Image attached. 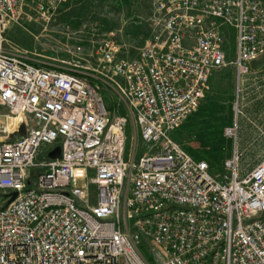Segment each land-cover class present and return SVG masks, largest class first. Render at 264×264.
<instances>
[{
	"label": "built area",
	"instance_id": "obj_1",
	"mask_svg": "<svg viewBox=\"0 0 264 264\" xmlns=\"http://www.w3.org/2000/svg\"><path fill=\"white\" fill-rule=\"evenodd\" d=\"M68 1L0 0V264H264V159L241 176L234 150L217 179L172 138L227 66L241 114L264 55V0H151L154 33L138 54L123 57L109 34L92 68L44 67L7 40ZM102 87L132 120L129 154L128 117L106 107ZM224 136L236 144V127Z\"/></svg>",
	"mask_w": 264,
	"mask_h": 264
},
{
	"label": "rangeland",
	"instance_id": "obj_2",
	"mask_svg": "<svg viewBox=\"0 0 264 264\" xmlns=\"http://www.w3.org/2000/svg\"><path fill=\"white\" fill-rule=\"evenodd\" d=\"M151 12V0H69L53 21L12 25L7 40L13 48L44 67L65 69L67 66L63 63H75L92 68L97 43L109 34H112L110 39L114 44L126 45L123 57H135L154 33L148 21ZM225 45L227 60L231 61L235 54L232 32H228ZM77 48H81L80 53ZM251 66L249 77L253 80L249 82L251 88L247 90V85L242 91L241 114L236 116L234 109L237 95L234 69L227 66L211 75L199 108L172 135L193 159L207 163L210 173L217 179L223 173L224 161L234 150L240 156L241 176L264 159V55ZM101 96L115 115L128 117L125 105L115 92L102 87ZM247 101L255 105L246 106ZM0 113L3 122L7 112L1 110ZM127 119L129 154L135 130L132 120ZM231 127H236V144L224 136V130ZM25 133V128L20 126L9 140ZM144 151L143 143L137 141L136 158Z\"/></svg>",
	"mask_w": 264,
	"mask_h": 264
},
{
	"label": "water",
	"instance_id": "obj_3",
	"mask_svg": "<svg viewBox=\"0 0 264 264\" xmlns=\"http://www.w3.org/2000/svg\"><path fill=\"white\" fill-rule=\"evenodd\" d=\"M48 158H49L50 160H57V159H59V158H60V148H59V147L54 148V149L52 150V152L49 153ZM15 197H16V194L13 193V194L11 195V199H10V201L7 203V205H8L10 202H12V201L14 200Z\"/></svg>",
	"mask_w": 264,
	"mask_h": 264
},
{
	"label": "crops",
	"instance_id": "obj_4",
	"mask_svg": "<svg viewBox=\"0 0 264 264\" xmlns=\"http://www.w3.org/2000/svg\"><path fill=\"white\" fill-rule=\"evenodd\" d=\"M91 57H92V56L88 57L87 59H90ZM84 61H85V60H84ZM87 61H89V60H86L85 62H87ZM250 66H251V65H250ZM251 68H252V66H251ZM249 76H250V75H249ZM252 80H253V79H250V77H248V83L246 84V86L248 85V86H247V90H249V89L251 88V86L249 87V82L252 81ZM252 103H253V102H251V101H247L246 106H248V105H250V104H252ZM256 104H258V103H256ZM253 105H255V103L252 104L251 106H253ZM258 105H259V104H258ZM251 106H250V107H251ZM250 107H249V108H250ZM249 108H248V109H249Z\"/></svg>",
	"mask_w": 264,
	"mask_h": 264
}]
</instances>
